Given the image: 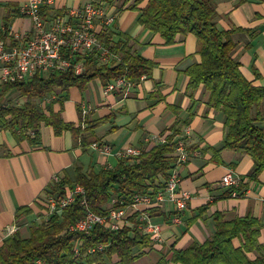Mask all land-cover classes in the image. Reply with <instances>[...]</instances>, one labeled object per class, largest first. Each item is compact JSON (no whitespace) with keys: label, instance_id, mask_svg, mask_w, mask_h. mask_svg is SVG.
I'll return each instance as SVG.
<instances>
[{"label":"crops","instance_id":"1","mask_svg":"<svg viewBox=\"0 0 264 264\" xmlns=\"http://www.w3.org/2000/svg\"><path fill=\"white\" fill-rule=\"evenodd\" d=\"M27 1L0 0V22L11 32L23 34L31 30L30 18L21 13ZM210 1L215 8L217 28L238 29L232 35L235 46L230 55L239 64L241 74L253 86L264 87V0ZM125 2L49 0L43 5L47 17H61L70 9L97 4L106 17L114 18L119 33L114 39L128 36L132 51L154 66L148 76L123 92L104 93L105 84L93 79L82 90L54 88L52 99L46 98L48 94L33 101L45 114L50 108L65 123L85 131L89 128L90 137L87 136L84 148L70 131L57 136L51 127L42 124L25 134L0 128V246L14 235L28 238L31 225L45 220V193L54 177L73 180L77 167L83 173L111 169L119 160V151L132 147L140 153L147 152L159 145L157 138H166L176 131L173 143L182 144L188 158L185 163H175L172 171L180 177V190L188 192L190 198L182 212L168 201L147 211L148 221L160 227L161 241L150 240V248L131 264H177L172 261L173 251L210 240L217 215L224 222L250 217L260 223L256 248L247 253L249 259H256L264 247V171L256 181L252 180L251 158L222 148V114L207 105L209 93L202 85L189 88L185 71L200 62L196 38L191 34L177 35L173 43L166 44L159 34L138 24L140 13L128 10L130 2ZM105 27L103 18L94 23L97 35ZM5 87H0L1 103H26L27 99L16 89L6 91ZM251 115L260 117L255 125L264 133V100L252 108ZM92 144L107 147L108 153L92 148ZM229 170L239 178V186L219 187L220 179ZM232 192L239 195L232 197ZM22 208L29 212L17 217ZM138 213L127 212V218L133 219L127 222L129 228L134 226ZM174 217H180V224L173 223ZM135 229L141 232L138 226ZM242 243L240 237L232 240L235 248ZM105 260L107 264H119L116 257Z\"/></svg>","mask_w":264,"mask_h":264},{"label":"trees","instance_id":"2","mask_svg":"<svg viewBox=\"0 0 264 264\" xmlns=\"http://www.w3.org/2000/svg\"><path fill=\"white\" fill-rule=\"evenodd\" d=\"M128 2V10L140 13L138 24L159 34L166 44L173 43L177 35L191 34L196 38L200 62L185 71L189 88L202 85L209 93L207 105L224 118L222 148L248 155L254 163L250 177L256 181L264 171V133L255 125L260 117H253L251 110L264 100V87L253 86L247 81L230 55L235 46L232 35L238 29L221 31L217 28L215 8L210 0H126L125 5ZM41 15H48L45 6L41 8ZM117 36L115 23L97 35L104 47L117 56L107 64L99 63L96 55H87L77 59L83 63L80 75L69 69L45 76L35 75L24 83L7 85L6 91L16 89L27 101L22 106L0 102V128L17 129L25 134L42 124L51 127L57 136L70 131L81 147H86L89 128L85 131L65 123L60 114L50 108L45 114L33 101L44 98L54 88L82 90L93 79L107 84L124 77L136 84L143 76H148L153 62L132 51L128 36L115 40ZM175 136L176 131L167 136L164 143L135 158L119 159L111 169L83 173L77 167L73 180L64 177L58 183L50 184L46 196H63L74 185L83 188L84 196L77 197L59 215H53L39 225H31L28 238L14 235L5 240L0 246V264H34L36 260L46 264H107L105 259L110 261L113 257L119 264H131L145 254L150 248V239L135 229L136 223L132 228L128 227L127 222H132V218L114 233L96 227L88 235L77 234L70 232L69 227L84 217L85 207L94 214L105 216L111 207L118 209L129 204L133 194L160 190L175 165ZM83 199L84 204L81 203ZM113 200L116 203L111 206ZM28 212L27 208H22L17 217ZM260 229V223L250 217L224 222L217 215L213 237L204 243H193L183 251H173L172 261L177 264H264L263 246L256 259L247 256L256 248ZM239 237L243 243L235 248L232 240ZM74 242L79 244L78 257L73 252ZM98 245L105 246L103 253H88Z\"/></svg>","mask_w":264,"mask_h":264},{"label":"built area","instance_id":"3","mask_svg":"<svg viewBox=\"0 0 264 264\" xmlns=\"http://www.w3.org/2000/svg\"><path fill=\"white\" fill-rule=\"evenodd\" d=\"M49 0H28L21 9V13L28 16L32 23L29 32L18 34L11 32L0 22V87L4 88L13 83H24L35 75L45 76L56 71L72 69L75 75H80L83 70L82 61L87 55H96L101 64H107L111 59H117L98 40L94 31V23L98 19H104V25L110 27L114 23L113 17H106L103 9L94 3H87L80 8L70 9L61 17H42L41 7ZM105 27V28H107ZM133 84L124 77L110 81L104 85V93L123 92ZM46 98L52 99L50 93ZM155 139V138H154ZM153 139V140H154ZM159 144L165 142L166 138H157ZM92 148L100 149L108 153L107 147H98L92 144ZM176 165L185 163L188 153L185 147L177 143L175 146ZM140 152L132 147L119 151V159H130L138 156ZM60 178L54 177L53 182L58 183ZM239 178L229 170L219 181L218 186L222 188L238 187ZM180 177L172 171L163 187L152 193L133 194L129 204L122 208H110L105 216L92 213L85 207L84 217L69 227V231L77 234L88 235L96 227H101L109 232H117L127 222L128 211H139L136 216V226L152 242L161 241L160 227L148 221L147 211L153 206L165 201L171 202L176 211L185 210L190 194L180 190ZM232 192L231 196H238ZM84 190L81 186L74 185L68 189L63 196H45L46 206L45 220L53 215H59L61 211L71 205L77 197H83ZM84 204V199L81 202ZM113 200L111 206L115 204ZM143 210L140 211V209ZM173 223L180 224V217H174ZM11 233V230H9ZM78 242L73 243L75 257L79 256ZM104 245H98L88 250L89 254L103 253ZM34 264H46L42 260H36Z\"/></svg>","mask_w":264,"mask_h":264},{"label":"rangeland","instance_id":"4","mask_svg":"<svg viewBox=\"0 0 264 264\" xmlns=\"http://www.w3.org/2000/svg\"><path fill=\"white\" fill-rule=\"evenodd\" d=\"M10 102H11V103H10L9 105H13V104L16 103V100H13V101L10 100ZM3 103H4V102H3ZM5 105H6V103H5Z\"/></svg>","mask_w":264,"mask_h":264}]
</instances>
